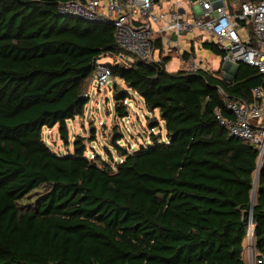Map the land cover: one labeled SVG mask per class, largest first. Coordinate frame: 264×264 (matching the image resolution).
<instances>
[{"label":"trees","instance_id":"1","mask_svg":"<svg viewBox=\"0 0 264 264\" xmlns=\"http://www.w3.org/2000/svg\"><path fill=\"white\" fill-rule=\"evenodd\" d=\"M65 1L0 0V264H247L250 209L264 264V162L251 203L256 151L215 117L229 116L219 89L250 101L258 70L239 63L232 80L202 67L168 71L174 50L152 64H109L151 113L144 143L120 145L115 125V160L88 158L94 134L59 155L43 130L57 126L68 144L97 60L120 51L109 24L60 15ZM201 44L222 58L215 43ZM114 85L123 118L130 94Z\"/></svg>","mask_w":264,"mask_h":264},{"label":"built area","instance_id":"2","mask_svg":"<svg viewBox=\"0 0 264 264\" xmlns=\"http://www.w3.org/2000/svg\"><path fill=\"white\" fill-rule=\"evenodd\" d=\"M58 11L60 15L112 26L120 48L118 53L110 56L112 63L122 62L127 66L133 59L148 64L158 62L165 56L164 53L168 55L172 50L179 51L183 32L195 31L201 35L200 39L203 35L215 39V45L223 53V78L233 76L235 64L245 63L255 67L262 82L252 89L251 100L231 98L219 89L229 116L216 109L215 117L229 136L245 141L256 151L257 166L263 164L264 0H66L59 4ZM188 63L189 70L201 67L193 57ZM111 83L109 64L101 65L97 60L90 85L94 88ZM142 115L147 117L151 113L145 110ZM124 121L128 123L127 119ZM245 240L247 262L255 264L253 221L250 216ZM261 259L264 262V255Z\"/></svg>","mask_w":264,"mask_h":264},{"label":"rangeland","instance_id":"3","mask_svg":"<svg viewBox=\"0 0 264 264\" xmlns=\"http://www.w3.org/2000/svg\"><path fill=\"white\" fill-rule=\"evenodd\" d=\"M192 1L194 2L195 0ZM200 36L201 35L195 31L183 32L180 36L181 48L178 52L171 54V58L165 66L166 70L176 71L181 68H188L189 63L188 61H184L182 53L183 51H189L193 48L192 55H194V59L199 62V65L202 68L212 72L220 70V75L223 76V73L221 72L223 65L221 57L218 54L213 53L210 49L203 47L201 44L202 41L215 43V39L206 35H203L200 39ZM164 55L167 56L165 53ZM154 56L155 59H157V53H155ZM112 62L113 58L107 55L101 56L98 59V63L101 65L111 64ZM115 83L117 88L127 89L118 78H113L111 85L99 86V89H97V87L93 88L89 84L87 92L85 93V96L88 97L89 100L86 103L84 114L81 117H76L67 122L68 144L61 140L57 131V126L50 129L45 128L43 130V140L45 143L55 153L62 155L72 152V142L77 135L90 138L91 135L94 134V140L86 142L88 158L90 160H95L96 157H99L101 160L105 161L113 156L112 158L115 160L116 154L113 146L111 145V133L112 128L117 125L124 136L123 142H119L120 145H128L130 148L141 146L145 141L144 138H146L145 136H142V133L149 132L146 124L147 118L142 115L146 110L143 101L137 94H134L127 89L130 96L125 99L123 104L127 107V116H124L123 119H121L115 111L116 101L113 97L114 92L112 91ZM154 113L158 116L157 111ZM126 119L128 120V123L124 121ZM159 127H164V123L161 119H159ZM159 131L160 129L157 127L151 130V132L154 133ZM160 133L164 136L163 129ZM246 243L247 242L245 240V249L243 253L246 263L248 264V246Z\"/></svg>","mask_w":264,"mask_h":264},{"label":"water","instance_id":"4","mask_svg":"<svg viewBox=\"0 0 264 264\" xmlns=\"http://www.w3.org/2000/svg\"><path fill=\"white\" fill-rule=\"evenodd\" d=\"M62 16H64V15H62ZM238 66H239V64H235V71L238 69ZM232 78L233 77H229L228 79L232 80ZM97 89H99V87H97ZM259 169H260V166H257V168L255 170V174H254L253 188H252V193H251V203L253 202L254 197H255V189H256V185H257V178H258ZM249 216L251 217V209L249 210Z\"/></svg>","mask_w":264,"mask_h":264},{"label":"crops","instance_id":"5","mask_svg":"<svg viewBox=\"0 0 264 264\" xmlns=\"http://www.w3.org/2000/svg\"><path fill=\"white\" fill-rule=\"evenodd\" d=\"M222 59V58H221ZM165 66H166V64H165ZM166 69V68H165ZM142 99V98H141ZM143 101V100H142ZM144 104V103H143ZM135 128V127H134ZM244 243H245V241H244Z\"/></svg>","mask_w":264,"mask_h":264}]
</instances>
